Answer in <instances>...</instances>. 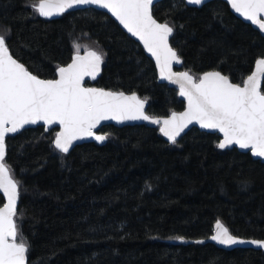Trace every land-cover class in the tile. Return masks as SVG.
Instances as JSON below:
<instances>
[{"label":"trees","instance_id":"1","mask_svg":"<svg viewBox=\"0 0 264 264\" xmlns=\"http://www.w3.org/2000/svg\"><path fill=\"white\" fill-rule=\"evenodd\" d=\"M38 2L0 0V35L34 75L57 78L78 46L106 54L100 78L87 86L135 93L156 118L184 110L178 91L158 82L154 63L109 15L88 9L48 20L33 11ZM153 16L174 28L171 46L196 78L215 70L242 84L264 58V37L222 0L201 8L163 0ZM57 132L38 126L6 139L27 264H264L263 251L208 241L217 221L236 237L264 240V162L250 153L221 150L218 134L198 129L173 145L159 127L107 125L106 144L63 154Z\"/></svg>","mask_w":264,"mask_h":264},{"label":"snow or ice","instance_id":"2","mask_svg":"<svg viewBox=\"0 0 264 264\" xmlns=\"http://www.w3.org/2000/svg\"><path fill=\"white\" fill-rule=\"evenodd\" d=\"M204 2L187 0V4L196 6ZM227 2L244 20L264 32V0ZM153 4L154 0H39L31 7L45 18L63 15L69 9L85 5L111 13L155 58L161 79L178 84L180 95L187 100L185 111L173 112L163 120L147 115L145 101L135 93L126 95L122 91L84 86L85 77L95 80L99 75L105 53L89 50L81 56L77 46L72 62L56 70L58 78L41 79L14 58L6 36L0 35V192L7 199L0 207V264H27L29 246L22 237L18 238L14 219L19 186L5 163L6 136L25 125L38 122L59 125L54 147L67 154L77 140L94 137L103 142L106 137L94 132L102 121H148L161 125L160 132L173 145L195 122L202 129L223 134V140L217 145L220 149L236 145L250 150L254 157L264 158V91L261 90L264 58L256 60L255 71L242 84L233 83L228 76L215 70L204 72L199 79L188 72H174L173 63L181 62L169 43L174 28L154 18ZM211 240L224 246L250 244L264 248V241L238 238L219 221Z\"/></svg>","mask_w":264,"mask_h":264},{"label":"water","instance_id":"3","mask_svg":"<svg viewBox=\"0 0 264 264\" xmlns=\"http://www.w3.org/2000/svg\"><path fill=\"white\" fill-rule=\"evenodd\" d=\"M161 1H163V0H154V4H153V9L155 8V6L158 4V3H160ZM213 1H216V0H205V2H204V4L203 5H198V6H196V5H189V4H187V0H185V2H186V4H187V6L188 7H191V8H201V7H203L204 5H207V4H209V3H211V2H213ZM222 1H224L225 3H227L228 4V2H227V0H222ZM228 6L230 7V9H231V12L238 18V19H240L241 21H243V22H245V23H247V24H249V25H251L255 30H257L258 32H260L261 33V35L264 37V32H261L259 29H258V27L256 26V25H252L251 24V22L250 21H246V20H244V18L243 17H241L238 13H236L232 8H231V5L230 4H228ZM88 9H95V10H98V11H102V12H104V13H106L107 15H109L122 29H123V31H125L134 41H136L137 43H139L140 44V46L142 47V49L144 50V52H145V54L149 57V59L154 63V65H155V67H156V70H157V76H158V82L160 83V84H165V85H168L169 87H173V88H175L177 91H178V97H179V99L182 101V102H184L185 103V108H184V110L183 111H185L186 110V108H187V100L184 98V97H182L181 95H180V91H179V85L178 84H175V83H171L170 81H168V80H165V79H161V77H160V71H159V68L156 66V61H155V58L154 57H152L151 56V54L144 48V46H143V44L139 41V40H137L135 37H132L131 36V34L130 33H128L127 32V30L126 29H124L123 28V26L122 25H120L119 24V22L118 21H116V19H115V17H112L111 16V13H109L106 9H100V8H97L96 6H87V5H85V6H80V7H77V8H73V9H69L68 11H66L65 13H67V12H70V11H80V10H88ZM153 9H152V11H153ZM64 13V14H65ZM62 15H59V16H53V17H51V18H46V19H48V20H53V19H57V18H59V17H61ZM43 18H45V17H43ZM159 22V21H158ZM162 23V22H161ZM173 35H174V32H173ZM173 35L171 36V37H169V43H170V46H171V40H172V38H173ZM172 47V46H171ZM89 50H87V51H84V52H80V55L81 56H84V55H86L87 54V52H88ZM176 51V50H175ZM177 52V51H176ZM76 54V53H75ZM74 54V55H75ZM178 54V53H177ZM73 55V56H74ZM179 56V55H178ZM15 58V57H14ZM180 63H173V65H172V70L174 71V72H188L187 70H185L184 68H183V65H184V63H183V60L180 58ZM71 62H72V60H71ZM70 62V63H71ZM67 66V65H66ZM255 66H256V64H255ZM102 71H103V64L101 65V71H100V73H99V75L96 77V79L95 80H92L90 77H85V80H84V86L85 87H89V86H87L86 84L87 83H89V82H95V81H97L99 78H100V76H101V74H102ZM253 71H255V68H254V70ZM189 73V72H188ZM33 74V73H32ZM190 74V73H189ZM194 79H196L192 74H190ZM202 76V75H201ZM57 78H58V76H57ZM231 80V79H230ZM232 81V80H231ZM234 83V82H233ZM263 83L264 82H262V85H263ZM97 88H99V87H97ZM261 90H262V86H261ZM125 93V92H124ZM126 95H131V94H133V93H125ZM137 95V94H136ZM138 96V95H137ZM139 97V96H138ZM140 98V97H139ZM141 100H143V101H145V113L148 115V108H149V102L147 101V100H144V99H142V98H140ZM183 111H180V112H183ZM180 112H176V113H180ZM171 116V114L168 116V117H157V118H159V119H161V120H163V119H166V118H169ZM107 125H113V126H115V127H117V128H123V127H126V126H137V125H148V126H150V127H152V128H155V127H161V125H158V124H152V123H149L148 121H124V122H122V123H120V122H117V121H115V120H109V121H102L98 126H97V128L94 130V132H95V134L96 135H104L105 136V134H103V133H100V129L102 128V127H104V126H107ZM38 126H40V127H44L45 128V131L46 132H49V131H51V130H53V129H58V132L60 131V127H59V125H45L43 122H38L37 124H35V125H25V127L24 128H22V129H20L18 132H16V133H10V134H8L7 136H6V138H5V146H6V139H7V137L8 136H16V135H18L19 133H21L22 131H24V130H26V129H29V128H35V127H38ZM192 129H198V130H200V131H202V132H206V133H212V134H218L219 136H220V138H221V141L223 140V134L222 133H220V132H218V131H216V130H210V129H202V128H200V126H199V124H197V123H192V124H190L181 134H180V136H178L177 137V140L178 139H180V138H182V137H184L185 135H187ZM164 136V135H163ZM106 137V136H105ZM165 137V136H164ZM166 139H167V137H165ZM168 140V139H167ZM220 141V142H221ZM91 142H96V143H98V144H100V145H104V144H106V142H107V139H105L103 142H99V141H97V140H95L94 139V137H87V138H85V139H82V140H77V141H75L74 143H73V145H72V147L69 149V152L67 153V154H69L76 146H79V145H82V144H85V143H91ZM233 148H236V149H238L239 151H241V152H244V153H250L251 154V151L250 150H242V149H240L238 146H236V145H232V146H230L229 148H226V149H221V150H230V149H233ZM59 151V150H58ZM64 154V153H63ZM252 155V154H251ZM255 160H260V161H262V162H264V158H260V157H254V156H252ZM5 158H6V156H5ZM0 193H2V192H0ZM3 194V193H2ZM5 198V203L7 202V199H6V197H4ZM18 207H19V199H18V202H17V211H18ZM230 232V231H229ZM239 238V237H238ZM242 239V238H241ZM244 240H252V239H244ZM261 241H264V240H261ZM210 242H213V243H215V244H217L218 246H220L221 248H224V249H227V250H233V249H254V250H259V251H263L264 252V248H260V247H258V246H256V245H250V244H239V245H233V246H224V245H220V244H218V243H216L215 241H212L211 239H210Z\"/></svg>","mask_w":264,"mask_h":264},{"label":"bare ground","instance_id":"4","mask_svg":"<svg viewBox=\"0 0 264 264\" xmlns=\"http://www.w3.org/2000/svg\"><path fill=\"white\" fill-rule=\"evenodd\" d=\"M195 77V76H194ZM196 78V77H195ZM216 231H214V234H215ZM211 239V238H210ZM210 242V240H208Z\"/></svg>","mask_w":264,"mask_h":264},{"label":"rangeland","instance_id":"5","mask_svg":"<svg viewBox=\"0 0 264 264\" xmlns=\"http://www.w3.org/2000/svg\"><path fill=\"white\" fill-rule=\"evenodd\" d=\"M79 52H80V49H79ZM196 79H199V78H196Z\"/></svg>","mask_w":264,"mask_h":264},{"label":"flooded vegetation","instance_id":"6","mask_svg":"<svg viewBox=\"0 0 264 264\" xmlns=\"http://www.w3.org/2000/svg\"><path fill=\"white\" fill-rule=\"evenodd\" d=\"M214 235V234H213Z\"/></svg>","mask_w":264,"mask_h":264}]
</instances>
